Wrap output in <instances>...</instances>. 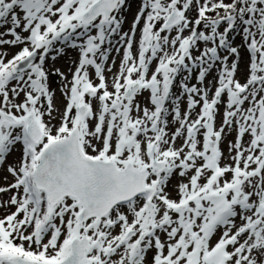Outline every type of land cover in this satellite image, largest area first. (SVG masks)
I'll list each match as a JSON object with an SVG mask.
<instances>
[{
    "label": "snow or ice",
    "instance_id": "obj_1",
    "mask_svg": "<svg viewBox=\"0 0 264 264\" xmlns=\"http://www.w3.org/2000/svg\"><path fill=\"white\" fill-rule=\"evenodd\" d=\"M130 9L0 0V264H264V0Z\"/></svg>",
    "mask_w": 264,
    "mask_h": 264
},
{
    "label": "rangeland",
    "instance_id": "obj_2",
    "mask_svg": "<svg viewBox=\"0 0 264 264\" xmlns=\"http://www.w3.org/2000/svg\"><path fill=\"white\" fill-rule=\"evenodd\" d=\"M131 3V9L130 11L127 13V23L124 25V28L127 29L130 26V23L137 11V8L139 6V0H130ZM18 49L12 48L9 50V56H11L13 53H15ZM77 53L73 52V51H69L67 57H65L64 59L60 60L57 64L58 67H60L63 71L66 72V74L69 75V78H71L70 73H68V69L72 67L71 61L76 57ZM113 55L116 56V63L117 65L119 64V60H120V56L116 55L115 53H113ZM51 81H52V86L55 88L57 87V83H58V78L57 77H50ZM56 104L58 107L62 108V103L60 100V93L57 91L56 93ZM182 108H183V104H182ZM219 123V120H218ZM171 130V129H170ZM233 137L229 136L228 139L231 140ZM223 147L225 148V154L227 155V142H225V144L223 145ZM18 158V154H16L13 157H10V160H15Z\"/></svg>",
    "mask_w": 264,
    "mask_h": 264
}]
</instances>
